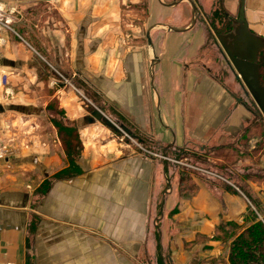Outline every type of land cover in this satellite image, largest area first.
<instances>
[{
  "label": "crops",
  "instance_id": "crops-1",
  "mask_svg": "<svg viewBox=\"0 0 264 264\" xmlns=\"http://www.w3.org/2000/svg\"><path fill=\"white\" fill-rule=\"evenodd\" d=\"M243 2L264 39V0H0V83L33 77L41 49L90 89L93 111L129 131L57 90L83 149L74 168L60 143L0 160V264H230L218 228L243 226L248 202L212 177L180 199L174 161L237 144L258 116L212 58H224L214 14L232 24Z\"/></svg>",
  "mask_w": 264,
  "mask_h": 264
},
{
  "label": "rangeland",
  "instance_id": "rangeland-1",
  "mask_svg": "<svg viewBox=\"0 0 264 264\" xmlns=\"http://www.w3.org/2000/svg\"><path fill=\"white\" fill-rule=\"evenodd\" d=\"M220 22L221 19L217 20L216 26ZM40 53H42V57L41 55L34 57L36 68L33 77L25 78L24 76L22 81L13 85L12 82H9V78L4 76L2 83H0V90L2 89L4 94L3 97H0V105L4 108L15 105L19 109L15 111L7 109L5 113L0 114V160H3L4 155L8 156L9 159L21 156L32 148H37L38 145L54 146L57 144L60 146L58 145L60 143L64 149L56 122L66 125L69 121L56 94L60 87L77 93L89 113L94 109L90 102L92 99L90 89L84 87L82 83L76 82L70 75L61 73L55 66L54 60L46 58L41 49ZM212 58L214 59L213 63L223 69V73L227 77L232 75V71L222 55H212ZM258 116L262 117L261 123H257ZM258 116L253 118L237 144L225 147L236 150L240 154L239 157L236 156L239 154L229 153L231 157L227 159L218 158L221 155L225 156L226 153L213 155L214 150L206 158L198 156L191 158L185 152L178 154V158L174 161L176 163L174 175H177L179 182L180 199L190 197L194 193L193 191L198 188V182L211 187L205 181L210 177L202 173V171L209 170L221 177V179L215 178L214 184L216 183L223 189L232 186L238 191L241 190V196L248 202L252 211H257L252 202L258 203L261 214L256 213L260 220L264 219V181L262 183H259L258 180L252 181L264 177V116ZM248 176L251 178L250 181L247 179ZM246 193H249L252 202L246 197ZM250 211L247 210L245 214L243 226H248L253 220ZM221 238H224L223 235ZM149 262L150 264H168V259L164 256L160 259L158 256L157 260H148L147 264Z\"/></svg>",
  "mask_w": 264,
  "mask_h": 264
},
{
  "label": "trees",
  "instance_id": "trees-1",
  "mask_svg": "<svg viewBox=\"0 0 264 264\" xmlns=\"http://www.w3.org/2000/svg\"><path fill=\"white\" fill-rule=\"evenodd\" d=\"M214 15L215 19L217 18L216 20L221 19L220 24H222L223 26H227V29H225L224 31V29H220L219 27H217L214 22V27L218 34L230 32L232 30L231 23H228L226 21L225 15L222 12L216 13ZM215 19L214 21H216ZM223 20L225 21V23H223ZM260 66L262 83L264 85V53L260 56ZM260 119H262V117L258 116L257 123H261ZM57 123V128L60 131V138L63 142L65 154L70 165L74 168L76 160L80 157L81 151L83 149V144L80 140L79 132L76 127L70 125L68 122L66 123V125H62L61 123L59 124V122H56V124ZM221 153H226V155H221L218 158L227 159L231 157L229 153L234 155L239 154L236 150H233L229 147L221 149L219 148L213 151V155H220ZM236 156L239 157L240 154ZM56 178L59 177L56 176ZM247 179H249V181L251 180L249 176ZM260 179H253L252 181L255 182L258 180L260 181L259 183H262L264 181V177H260ZM227 190L233 192V194H238V192L230 186L227 188ZM245 195L249 200H251V202L253 201L249 193H246ZM252 203L254 205V208L257 210L256 212L260 213V205L258 203ZM251 209L252 208H248L249 211ZM256 212L255 210L250 211V216L253 218V220L250 224H248V226H240L235 222H229L226 225H222L218 228L219 233L223 235L227 243L229 240H232L229 244L228 259L230 264H264V219L260 220Z\"/></svg>",
  "mask_w": 264,
  "mask_h": 264
},
{
  "label": "water",
  "instance_id": "water-1",
  "mask_svg": "<svg viewBox=\"0 0 264 264\" xmlns=\"http://www.w3.org/2000/svg\"><path fill=\"white\" fill-rule=\"evenodd\" d=\"M193 5V23L198 16L196 5ZM234 30L226 35H217L222 47V53L233 74L240 81L241 88L248 98L253 100L254 112L256 115L264 116V85L261 77L260 56L264 52V39L255 36L249 30L245 19L244 2L241 5L238 20L233 21ZM147 34L148 45L153 50V43ZM92 117L99 121H104L108 126L117 131L129 133L125 126H118L99 110H94Z\"/></svg>",
  "mask_w": 264,
  "mask_h": 264
},
{
  "label": "built area",
  "instance_id": "built-area-1",
  "mask_svg": "<svg viewBox=\"0 0 264 264\" xmlns=\"http://www.w3.org/2000/svg\"><path fill=\"white\" fill-rule=\"evenodd\" d=\"M2 15H3V8H2V3H0V23L2 22ZM5 25L8 26V23L5 22ZM0 156H1V155H0ZM2 159H7V160H9V157L4 155ZM202 173H203L204 175H208L209 177H212V178L221 179V177H220L219 175H216V174H214V172H211V171H209V170H208V171H207V170L202 171Z\"/></svg>",
  "mask_w": 264,
  "mask_h": 264
},
{
  "label": "flooded vegetation",
  "instance_id": "flooded-vegetation-1",
  "mask_svg": "<svg viewBox=\"0 0 264 264\" xmlns=\"http://www.w3.org/2000/svg\"><path fill=\"white\" fill-rule=\"evenodd\" d=\"M216 19H217V18H216ZM216 19H215V20H216ZM216 21H217V20H216ZM216 21H215V22H216ZM229 21L232 22L231 26H232V30H234V24H233V21H234V20H231V19H230ZM223 23H225L224 20H223ZM232 30H231L230 32H232ZM215 31H216V30H215ZM230 32H229V33H230ZM216 33H217V32H216ZM217 34H218V33H217ZM227 34H228V32H227ZM218 35H220V34H218Z\"/></svg>",
  "mask_w": 264,
  "mask_h": 264
}]
</instances>
